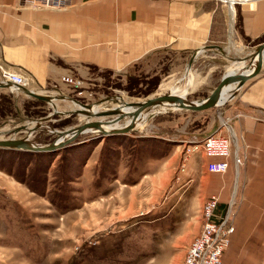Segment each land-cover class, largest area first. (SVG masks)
<instances>
[{"label": "rangeland", "instance_id": "obj_1", "mask_svg": "<svg viewBox=\"0 0 264 264\" xmlns=\"http://www.w3.org/2000/svg\"><path fill=\"white\" fill-rule=\"evenodd\" d=\"M238 18L239 8L233 34L243 52L264 43L256 40L251 48L245 47L238 40ZM227 20V25L221 24L220 33L225 46L229 44L230 16ZM189 60L185 55L168 53L144 67L136 66L121 74L90 67L87 76H65L60 83L36 91L68 96L81 104L96 103L114 95L123 96L128 102L143 101L170 93L163 84L184 86ZM232 63L226 56L200 57L191 68L196 83L186 94L187 99L207 98ZM67 77L73 82L65 81ZM32 84L30 79L27 88L33 90ZM228 103L205 110L200 117L184 110L162 112L130 135L104 136L99 143L95 134H83L54 157L46 182L41 179L43 174L33 171L34 160L29 166H15L13 172L38 187L37 193L0 169V264H185L189 248L203 231L204 214L203 208L200 217L186 209L184 197L178 192L180 174L185 160L194 152L188 151L189 148L200 146L205 140L202 134L212 127H209L212 120L224 123ZM53 106L62 112L80 108L69 99L54 101ZM117 106V102L107 101L97 107L104 111ZM51 112V104L22 92L0 89V139L10 137L12 130ZM63 115H53L46 124L65 130L81 125L86 119L79 114ZM98 119L103 120L102 117L91 120ZM50 127L35 132L32 139L42 145L50 144L43 140H54L55 135L46 132ZM231 133L232 129L228 128L224 134L219 130L214 135L231 137L229 163L232 158L236 166L240 150L238 140ZM25 134L22 131L15 138ZM91 137L96 140L93 144ZM196 141L201 143L194 144ZM174 151L179 152L177 161L161 173L158 169ZM236 179L235 193L231 195H234V216L241 201L239 174ZM229 202L219 213L218 200L215 214H225ZM244 221L245 225L242 223L240 227L237 223L223 264H257L256 257L264 255V233L255 235L254 216L244 217Z\"/></svg>", "mask_w": 264, "mask_h": 264}, {"label": "crops", "instance_id": "obj_2", "mask_svg": "<svg viewBox=\"0 0 264 264\" xmlns=\"http://www.w3.org/2000/svg\"><path fill=\"white\" fill-rule=\"evenodd\" d=\"M236 7L238 40L251 48L264 34V0ZM229 16L228 8L215 0H72L63 10L30 8L25 0H0V68L21 70L33 81L36 91L60 83L65 76H87L90 67L121 74L168 53L190 59L192 52L206 45H223L221 24L227 25ZM228 40L227 51L231 55L249 51L243 52L230 34ZM206 55L223 56L207 49L199 58ZM185 85L162 86L181 92ZM242 87L229 103L230 89L235 87L226 89L224 99L228 105L220 128V134H224L230 127L238 140L237 167L231 158V167L225 173L209 171V162L221 159L208 158L199 147L183 164L178 192L184 197L186 209L197 217L205 201L215 194L220 213L235 193L239 174L241 201L235 214V229L237 223L239 227L245 225L244 217L254 216L258 236L264 233V66ZM192 112L199 117L204 114ZM216 121L213 119L209 127ZM174 152L158 169L161 173L177 161L179 152ZM256 260L257 264L264 263V255Z\"/></svg>", "mask_w": 264, "mask_h": 264}, {"label": "water", "instance_id": "obj_3", "mask_svg": "<svg viewBox=\"0 0 264 264\" xmlns=\"http://www.w3.org/2000/svg\"><path fill=\"white\" fill-rule=\"evenodd\" d=\"M207 49H213L223 54V56L228 57L233 61L231 66L225 71L221 81L215 87L207 98L201 101H189L186 95H180L178 93H167L162 94L157 97H147L143 101H129L125 102L123 96L114 95L113 97H107L97 101L96 103L91 104H81L78 100L73 99L68 96L55 95V94H43L38 93L35 90H30L25 86H14L9 81H0V89L6 88L10 93L22 92L26 95L51 104L53 108V113L35 120L30 121L27 125L19 126L11 131V136L2 140L0 139V149H16V150H27L31 152H54L55 154L59 153L61 149L67 147L71 143H75L80 136L86 133H93L102 141L104 136H114L116 135H130L132 132L137 130L136 123L141 119V116L145 111L152 109H161L166 107L167 110L164 112H171L176 110L184 111H194L201 112L208 110L210 108H220L223 106V103L227 104V100L224 101L226 95V89H230V95L228 100L233 99L238 95L239 91L243 88L242 86L249 79L254 78L261 72V69L264 66V43L254 46L250 51L246 52L243 56L231 57L227 53V46H217V45H206L202 49L192 52L190 55V60L187 66V71H191L192 65L199 58L202 52H205ZM248 62V64H244ZM243 64V65H242ZM242 65V66H241ZM233 86V87H232ZM69 99L77 104L79 107H83L82 111L73 110L66 111V115L79 114L84 115L87 118H98L96 121L85 120L81 125L68 127L65 130H57L53 127H50L48 124L43 122H48L51 120V115L58 114L59 111L54 107V101L57 100H66ZM107 101H114L118 103L117 107H113L110 110L97 111V106ZM120 102V103H119ZM124 107H123V106ZM125 108V109H124ZM128 109V110H127ZM162 113V112H161ZM161 113H154L149 116V118L155 117ZM107 118V119H106ZM120 122H128L125 126H114ZM34 123L35 126L30 128V124ZM114 126V127H111ZM43 127H50L51 129H46L48 134H54L55 138L50 144L42 145L33 140L31 137L35 132L43 129ZM221 128V123L217 120L213 126L203 135L204 139L209 138L216 134ZM25 131L26 134L20 139L15 138L17 134ZM201 143V141H196L194 144Z\"/></svg>", "mask_w": 264, "mask_h": 264}, {"label": "built area", "instance_id": "obj_4", "mask_svg": "<svg viewBox=\"0 0 264 264\" xmlns=\"http://www.w3.org/2000/svg\"><path fill=\"white\" fill-rule=\"evenodd\" d=\"M227 7L232 5H242V2L251 0H219ZM26 4L30 8L34 9H55L63 10L68 7L72 0H25ZM0 80L9 81L14 86L22 85L27 87L30 83V78L14 68H0ZM67 82H73L71 78H65ZM229 129H231L229 127ZM234 137V134L231 133ZM235 138V137H234ZM231 143L232 139L229 135L221 136L220 134L210 136L203 140L200 146H193L188 151H193L200 147V149L209 158H220V162H209L208 169L212 172L225 173L229 169V157L231 156ZM234 196V195H233ZM230 199L229 206L225 211V214L217 216L215 209L218 204V198L216 196L210 197V200L206 201L203 208L204 225L203 231L196 237L191 247L189 248L185 264H223V256L228 250L231 242V238L235 233L234 225V197Z\"/></svg>", "mask_w": 264, "mask_h": 264}, {"label": "trees", "instance_id": "obj_5", "mask_svg": "<svg viewBox=\"0 0 264 264\" xmlns=\"http://www.w3.org/2000/svg\"><path fill=\"white\" fill-rule=\"evenodd\" d=\"M257 40H259V42H263L264 41V35L257 38ZM259 42H256V43H259ZM133 81H136V79L133 78ZM38 101L43 103V101H41V100H38ZM64 120H66V118ZM82 136H80V137H82ZM40 138H38V139H40ZM90 139H92L91 144H93V142H96L94 137H91ZM43 140L46 143H51V141H53L51 139H50L51 141H49V139H46V138ZM58 154L59 153L55 154L54 152H52V153L36 152L35 153V152H31V151H27V150H21V149L20 150L8 149V148L0 149V169L5 171V172H8L10 175L14 176L15 178L20 179L23 183H25L28 186V188H30L32 191L37 193V192H39L38 187L36 188V187H33L31 184H29L27 182L26 178H23V177L19 178L16 175V173L13 172V168L15 166H19V168L24 167V166H29L30 163L34 160L35 166H34L33 171L43 174L41 179L43 182H46L47 181V175H48L49 169H50V165H51L54 157L57 156ZM6 165H8V167H6ZM69 180H71V179H69ZM63 182H68V180H65Z\"/></svg>", "mask_w": 264, "mask_h": 264}, {"label": "bare ground", "instance_id": "obj_6", "mask_svg": "<svg viewBox=\"0 0 264 264\" xmlns=\"http://www.w3.org/2000/svg\"><path fill=\"white\" fill-rule=\"evenodd\" d=\"M253 1H257V0H251V1H247V2H242L243 4L242 5H244V4H246V3H252ZM227 7V6H226ZM228 8V10H229V13H230V21H231V26H230V37L232 38V39H234L233 38V30H234V23H235V21H234V19H235V14H236V6H234V5H232V3H231V1H230V6L229 7H227ZM231 44H232V46H233V44H234V41L232 40V42H231ZM227 53H228V51H227ZM229 55H231L230 53H228ZM187 80H186V88L183 90V91H181V92H178V91H174V90H171L170 92H172V93H178V94H180V95H186L190 90H191V87H193L194 85H193V83H194V79H195V76H194V73H192V71H187ZM3 80V79H2ZM4 81V80H3ZM18 86V85H17ZM19 86H22V85H19ZM39 93V92H38ZM45 94V93H44ZM124 101L125 102H128L127 100H125V98H124ZM224 101H225V99H224ZM120 103V102H119ZM123 106V105H122ZM124 107V106H123ZM82 109H83V107L81 108H78L77 110H79V111H82ZM125 109V108H124ZM97 111H101L99 108L98 109H96ZM128 110V109H127ZM165 110H167V108L166 107H164V108H162L161 107V109H152V110H149V111H145V113L141 116V119L140 120H138V122L136 123V127L137 128H139V127H141V126H144L145 125V123L147 122V120L149 119V116L151 115V114H154V113H161V112H164ZM53 112H51V114H52ZM61 113H63L62 111H59L58 112V114H61ZM64 114H66V113H64ZM49 115V114H48ZM55 115V114H54ZM53 115H51L50 117H52ZM86 117V116H85ZM92 118H87L86 117V119L85 120H88V121H92L91 120ZM44 124H46L47 123V121L46 122H43ZM128 122H120V123H118V124H115L114 126H120V127H123V126H125V124H127ZM114 126H111V127H114ZM31 128V127H30ZM43 128H45V127H43ZM32 138V137H31ZM5 139V138H4ZM4 139H2V140H4Z\"/></svg>", "mask_w": 264, "mask_h": 264}]
</instances>
